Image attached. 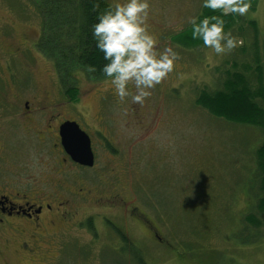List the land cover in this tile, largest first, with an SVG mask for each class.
Masks as SVG:
<instances>
[{
  "label": "rangeland",
  "instance_id": "obj_1",
  "mask_svg": "<svg viewBox=\"0 0 264 264\" xmlns=\"http://www.w3.org/2000/svg\"><path fill=\"white\" fill-rule=\"evenodd\" d=\"M150 5L147 24L157 50L171 45L179 59L141 105L130 97L118 102L108 77L90 80L77 74L76 99L67 96L52 61L35 45L42 17L34 1L0 0V101L18 110L24 103L31 108L60 107L61 115L75 117L91 135L96 157L89 170L66 166L64 174H56L52 170L57 167L53 166L56 157L47 146L52 139L41 148L19 124H13L6 137L18 152L17 160L13 165L9 160V166L3 162L2 167L14 171L16 180L32 184L42 170L41 158L49 159L50 180L66 183L63 188L50 185V191L60 193L66 210L111 214L116 224L127 228L130 240L127 249L122 243L114 246L116 237L103 227L97 242L74 230L62 243L58 234H51L45 245L51 249L39 251L48 257L44 262L10 248L0 249V264H139L135 258L143 264H264V215L255 206L258 190L249 182L262 135L213 117L194 101L198 90L219 86L218 78L232 68V58L240 66L252 64L258 56L264 63V0L242 16L244 26L238 23L232 33L239 43L224 55L205 46L183 48L170 40L183 28H192L187 19L199 14L202 0H150ZM248 20L256 21L257 33ZM215 68H221V74ZM250 72L254 78L255 72ZM87 188L89 195H78ZM113 194L121 195L127 209L106 200ZM133 206L140 216L144 212L150 217L159 240L127 222L131 221L128 208ZM248 214L261 221L259 228L247 221ZM10 235L14 237L7 238L14 242L22 240L18 234ZM125 249H134L135 256L129 260L131 251L127 255Z\"/></svg>",
  "mask_w": 264,
  "mask_h": 264
},
{
  "label": "trees",
  "instance_id": "obj_2",
  "mask_svg": "<svg viewBox=\"0 0 264 264\" xmlns=\"http://www.w3.org/2000/svg\"><path fill=\"white\" fill-rule=\"evenodd\" d=\"M33 1L42 17V30L35 45L52 61L59 82L65 88V94L76 99L78 89L74 81H77V74L86 75L90 80L106 77L102 68L107 61L103 59V53L95 46L92 26L97 21L98 13L108 10L113 5L107 0ZM248 2L250 9L254 10L258 0H248ZM220 14L219 10L214 12L201 6L197 16L202 19L204 16ZM223 19L225 32H231V34L238 23L242 27L241 22L245 21L235 14L224 16ZM248 22L252 30L257 33L256 21L248 20ZM191 33L192 28H183L172 34L170 40L176 46L183 48L204 46L203 41L193 39ZM241 51L244 53V48H241ZM230 66L231 69L226 68L224 71L225 77L218 78L220 83L218 87L211 91L198 90L194 101L197 107L213 117L248 126L261 133L262 137L254 151V173L253 176H249V182L251 181L258 190L255 206L257 211L264 215V63L258 56L253 58L252 64L240 66L238 61L232 58ZM215 69L221 74V68ZM250 71L255 72V80ZM248 216L250 219L246 220L259 228L261 221L252 214ZM149 218L146 216L142 221H148ZM129 250L131 253L128 255ZM132 250L134 249L126 250L129 260L130 256L134 257L136 254V252L132 253ZM135 259L137 263L143 264L141 258Z\"/></svg>",
  "mask_w": 264,
  "mask_h": 264
},
{
  "label": "flooded vegetation",
  "instance_id": "obj_3",
  "mask_svg": "<svg viewBox=\"0 0 264 264\" xmlns=\"http://www.w3.org/2000/svg\"><path fill=\"white\" fill-rule=\"evenodd\" d=\"M8 55L13 54L10 52ZM60 110L61 108L55 107V105L52 107L31 108L28 103H24L23 108L18 110L11 103L0 101V249L12 248L17 251L20 249L23 254L31 255V260L44 262L43 260L48 257L45 258L39 251L40 249H51L49 246H45L48 244L46 238L51 234H58V242L61 241L62 243L65 241L66 235L74 230L86 235L90 241L97 242V238H100L99 227L105 228L106 233L109 231L112 237H116L117 243L114 246L122 243V247L127 249L128 242H130L127 228L123 223L116 224L111 214H78L66 210L65 202L59 199L60 193L55 192V189L50 191V185L63 188L66 187V183L62 179L55 182L50 180L49 159L41 158L39 164L42 166V170L39 176L36 177L38 182L32 184L25 180H16L14 171L2 167L3 162L4 165L9 166V160L12 165L14 164L13 160H17L18 152L17 150L13 151V145L7 139L6 132H10L7 127L19 124L22 131L30 135L31 140H34L40 147L45 146L47 140L52 139V144L47 146L56 157L53 160V166L56 165L57 167L52 169L56 174H64L66 166L78 168L79 170L93 168L96 157L91 135L85 132L75 117L66 118L64 114L61 115ZM55 117L57 123L51 125V121ZM67 121L76 122L79 128L89 137L94 160L91 166H85V164L75 161L63 145L60 126ZM107 145L109 148V144ZM2 170H6L10 175H4ZM76 184L85 185L82 188H92L86 182H76ZM90 189L87 188L85 193H79L78 195L85 197L90 194ZM61 193L65 195V192ZM73 194L75 195V193ZM106 200L110 202L117 201L124 209H127L125 203H123L124 199L119 194H113L107 197ZM128 210H130V213L128 212L127 216L131 220L127 221L128 223L135 224L144 234L147 233L151 237L155 236L154 238L160 239L155 231L157 227L154 226V223L150 219L142 221L146 217L144 212L140 216L139 209L135 206L128 208ZM99 222L101 225H99ZM10 233L18 234L22 240L12 241L7 238V236L14 237ZM103 244L101 243V246ZM65 254H67V249L64 251L63 257H65Z\"/></svg>",
  "mask_w": 264,
  "mask_h": 264
},
{
  "label": "clouds",
  "instance_id": "obj_4",
  "mask_svg": "<svg viewBox=\"0 0 264 264\" xmlns=\"http://www.w3.org/2000/svg\"><path fill=\"white\" fill-rule=\"evenodd\" d=\"M202 7L219 10L221 14L202 19L188 17L192 38L202 40L216 55L227 54L239 41L234 40L231 32H225L223 17L244 16L250 8L248 0H202ZM150 8V0H118L108 10L98 13L92 26L95 46L107 61L102 72L110 78L108 83L118 102L130 97L132 103L144 104L179 59L171 45L157 50V40L148 30Z\"/></svg>",
  "mask_w": 264,
  "mask_h": 264
},
{
  "label": "water",
  "instance_id": "obj_5",
  "mask_svg": "<svg viewBox=\"0 0 264 264\" xmlns=\"http://www.w3.org/2000/svg\"><path fill=\"white\" fill-rule=\"evenodd\" d=\"M62 143L72 158L88 166L93 164L90 140L74 121H67L60 126Z\"/></svg>",
  "mask_w": 264,
  "mask_h": 264
}]
</instances>
